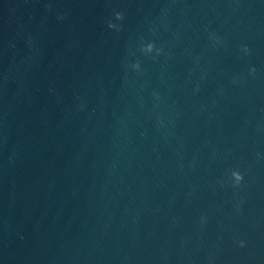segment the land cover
Wrapping results in <instances>:
<instances>
[{
    "label": "water",
    "instance_id": "95a60500",
    "mask_svg": "<svg viewBox=\"0 0 264 264\" xmlns=\"http://www.w3.org/2000/svg\"><path fill=\"white\" fill-rule=\"evenodd\" d=\"M0 264H264V0H0Z\"/></svg>",
    "mask_w": 264,
    "mask_h": 264
},
{
    "label": "clouds",
    "instance_id": "9594fccd",
    "mask_svg": "<svg viewBox=\"0 0 264 264\" xmlns=\"http://www.w3.org/2000/svg\"><path fill=\"white\" fill-rule=\"evenodd\" d=\"M116 17H117V19H122V13H119V12L116 13ZM109 27H114V25L109 24ZM152 48H153V45H152L151 43H149L148 45H146V50H147V51H151ZM137 66H138V65H137ZM253 71H254V69H253ZM232 176L234 177V179H235V181H236L237 183H239V182L243 179L242 174L239 173L238 171H233V172H232ZM241 243H242V242H241Z\"/></svg>",
    "mask_w": 264,
    "mask_h": 264
}]
</instances>
